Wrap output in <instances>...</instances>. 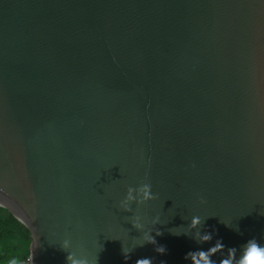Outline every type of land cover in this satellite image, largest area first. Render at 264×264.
<instances>
[{"label":"water","instance_id":"water-1","mask_svg":"<svg viewBox=\"0 0 264 264\" xmlns=\"http://www.w3.org/2000/svg\"><path fill=\"white\" fill-rule=\"evenodd\" d=\"M0 205L34 264H66L65 239L90 264L264 244V0H0Z\"/></svg>","mask_w":264,"mask_h":264},{"label":"clouds","instance_id":"clouds-1","mask_svg":"<svg viewBox=\"0 0 264 264\" xmlns=\"http://www.w3.org/2000/svg\"><path fill=\"white\" fill-rule=\"evenodd\" d=\"M195 167V165H193ZM152 185L149 182H145L138 187L129 186L125 197L120 201V207L126 211L131 212L133 203L146 204L148 201L157 199V195L152 192ZM200 202L205 203V199L200 197ZM159 215L151 219L150 223L155 226L159 223ZM131 224L137 231L142 232V238L144 244H151L155 246V251L160 254H165L167 251L166 246L158 244L155 236L152 235L153 229L149 228L144 231V224L141 223V217L135 215L131 218ZM205 225V221L201 220L199 216H193L188 224V230L195 229V234L192 237L198 243L210 242L213 240V232L201 231V226ZM227 226V225H226ZM156 236L163 235V232L159 229L155 230ZM174 235H180L172 233ZM187 235V233H183ZM35 236V235H34ZM37 247L36 237L34 244L31 246L30 255L27 256V260H22L19 256L10 258L6 261V264H34V249ZM61 248L67 252L66 264H90V261L86 255H77L75 252L67 251L71 248L70 239H65L62 242ZM239 252V255H238ZM132 251L122 246V255L125 261L131 259ZM219 254V260L213 259L214 256ZM186 260H190L191 264H264V244L253 237L248 239L246 243L241 245L239 249L237 247H227L222 242V239H216L215 244L209 247L207 250L198 249L195 251H189L184 257ZM135 264H153V258L144 257L138 258ZM165 264V262H161Z\"/></svg>","mask_w":264,"mask_h":264},{"label":"trees","instance_id":"trees-1","mask_svg":"<svg viewBox=\"0 0 264 264\" xmlns=\"http://www.w3.org/2000/svg\"><path fill=\"white\" fill-rule=\"evenodd\" d=\"M32 242L30 229L8 208L0 205V264L17 256L27 260Z\"/></svg>","mask_w":264,"mask_h":264}]
</instances>
